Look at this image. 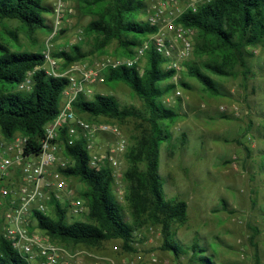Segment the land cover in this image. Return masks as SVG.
Segmentation results:
<instances>
[{
    "label": "rangeland",
    "instance_id": "374dc122",
    "mask_svg": "<svg viewBox=\"0 0 264 264\" xmlns=\"http://www.w3.org/2000/svg\"><path fill=\"white\" fill-rule=\"evenodd\" d=\"M80 1L47 0L54 14L47 15L49 25L43 29L29 30L17 20H0V46L43 54L49 47L53 56L74 46L86 53L94 51V39L85 29L96 16L84 11ZM154 1L145 0L146 9L140 11L139 21H148ZM182 1L204 4L203 0ZM59 5L64 9L60 21L55 12ZM247 50V70L237 66L231 76L213 74L205 63L216 56L196 54L194 50L188 65H196L209 75L217 84L219 95L206 90L188 71L169 80L176 88L163 101L180 116L168 124L172 139L161 146L158 173L165 198L188 204L186 219L170 227L173 240L182 248L181 255L165 250L162 226L153 224L146 214H134L127 201L128 153L145 123L133 118L103 119L102 122L117 125L129 144L128 151L121 156L123 176L115 181L113 193L133 226L136 252L125 250L118 240L98 246L62 243L59 246L77 256L61 257L59 264H200L199 257L203 255L216 264H264V44ZM101 53L122 55L115 41ZM142 65L146 67L147 59ZM20 85L16 91L32 90ZM94 90L86 100H93L97 94L113 96L122 108L147 115L144 102L123 83L97 85ZM84 116L81 115L86 119ZM115 140L112 135H97L93 140L95 150L109 151ZM74 184L81 185L79 181ZM84 219L68 214L67 221Z\"/></svg>",
    "mask_w": 264,
    "mask_h": 264
},
{
    "label": "trees",
    "instance_id": "16d2710c",
    "mask_svg": "<svg viewBox=\"0 0 264 264\" xmlns=\"http://www.w3.org/2000/svg\"><path fill=\"white\" fill-rule=\"evenodd\" d=\"M46 1L0 0V20H17L29 30L43 29L49 25L47 15L54 14L53 6ZM80 4L84 11L96 16L85 29L86 34L94 39L95 50L86 53L80 46H74L68 52L54 55L63 59L65 67L94 59L93 55H100L97 58L104 56L101 52L114 41L122 53L116 56H130L146 37L156 31L147 21L137 19L140 11L146 9L145 0H81ZM181 22L197 30L196 54L216 56L205 63V68L215 75H234L237 66L247 70V49L264 44V0H212L199 5L195 13L184 14ZM0 51V133L5 139L16 135L27 137L28 148L36 152L44 136V127L60 112L68 80L46 76L42 69L45 63L43 53L13 51L4 46H0ZM146 59L143 74L136 68L111 70L106 74L105 84L127 85L144 102L147 115L122 108L116 98L101 94L91 101L84 95L79 96L74 109L79 116L86 115L90 122L133 118L145 123L128 153L127 201L134 214H146L149 221L162 226L165 250L180 256L182 248L173 240L170 227L174 222L186 219L188 204L165 198L158 173L161 146L172 139L168 124L180 116L163 101L176 88L169 83L174 73L163 68L164 61L159 55L151 52ZM188 66L190 77L196 78L209 92L220 94L209 75L196 65ZM29 72H33L34 82L30 93L16 91ZM183 86L191 89L188 83ZM65 155L73 160V164L64 173L80 182L79 194L87 201L89 215L84 220L69 223L68 209L53 203L51 214H36L39 227L57 245L98 246L105 241L118 240L125 250L136 252L133 226L113 193L115 179L112 171L90 167V154L83 139L73 147H66ZM141 166L145 167L144 170ZM199 258L200 264H216L204 255ZM0 264L28 263L9 242L0 239Z\"/></svg>",
    "mask_w": 264,
    "mask_h": 264
},
{
    "label": "built area",
    "instance_id": "2783aa9c",
    "mask_svg": "<svg viewBox=\"0 0 264 264\" xmlns=\"http://www.w3.org/2000/svg\"><path fill=\"white\" fill-rule=\"evenodd\" d=\"M211 1L203 0V3ZM198 6V1L155 0L147 22L156 31L130 56L104 55L65 67L63 59L54 57L49 47L44 51L42 69L46 76L68 80L58 116L44 127V136L36 152L28 148L29 139L23 135L12 139L0 135V239L9 242L28 264L37 261L59 264L61 257L75 259L77 256L52 242L39 227L36 217L38 213L51 214L53 203L67 208L72 217L89 215L90 209L79 194L80 188L64 173L73 164L65 155L66 147L85 140L91 168H109L117 182L123 176L121 156L128 151L127 140L117 125L90 122L79 116L74 109L77 98L92 96L95 86L105 84L108 71L136 68L143 74L142 62L151 52L163 59L164 69L173 72L175 79L180 78L188 71L197 36V30L182 23L181 19L190 11L197 12ZM63 11L62 5L55 10L58 21ZM32 78L33 72H29L20 87L31 90ZM64 130L66 135H63ZM103 134L114 136L115 144L109 151H96L93 140Z\"/></svg>",
    "mask_w": 264,
    "mask_h": 264
}]
</instances>
